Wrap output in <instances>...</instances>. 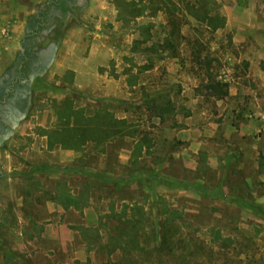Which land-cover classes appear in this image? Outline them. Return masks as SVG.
<instances>
[{"label": "rangeland", "instance_id": "374dc122", "mask_svg": "<svg viewBox=\"0 0 264 264\" xmlns=\"http://www.w3.org/2000/svg\"><path fill=\"white\" fill-rule=\"evenodd\" d=\"M225 1L230 0H95L94 22L79 20V11L72 16L71 26H83L74 36L76 49L87 55L88 46L97 45L96 64L106 71L101 85L108 93L76 95L78 104L92 100L95 105L105 95L115 99L105 105L114 116L126 117L138 135L80 149L86 153L83 166L101 164L112 173L83 171L70 178L72 184H85L79 190H92V201L84 203L87 227L80 233L92 259L85 264H177L192 241L205 247L208 255L201 260L207 264H264V89L247 77L248 62L233 40L238 27L207 26L206 15H218L226 24ZM139 10L143 13L135 17ZM55 15L52 32L57 33L64 14ZM166 40L171 49L163 46ZM34 41L37 57L29 66L48 65L47 70L51 58L44 43L55 44V50L59 37ZM18 63L21 59L13 56L0 58V103L4 89L23 78ZM35 85L33 80L24 90ZM13 92L0 107V134L9 137L28 115L35 116L31 130L41 134L33 125L41 108L31 103L27 110L26 92L17 85ZM220 93L227 94L219 98ZM151 98L169 103L171 113L164 120L154 116L147 103ZM57 124L55 116L51 127ZM132 205L149 218L138 238L145 251L110 254L120 226L116 218L131 217ZM165 220L170 223L160 227ZM209 229L230 242L212 243ZM162 239L165 248L148 256L147 249L160 247Z\"/></svg>", "mask_w": 264, "mask_h": 264}, {"label": "crops", "instance_id": "0c3cea01", "mask_svg": "<svg viewBox=\"0 0 264 264\" xmlns=\"http://www.w3.org/2000/svg\"><path fill=\"white\" fill-rule=\"evenodd\" d=\"M45 1L33 0L28 6L19 0H0V58L21 59L28 20ZM96 8L95 0H88L77 13L79 20L94 22L90 15ZM222 10L225 25L238 27L233 40L242 49L241 59L248 62L247 77L264 89V0L225 1ZM73 15L70 11L64 16L49 68L34 81L31 103L41 110L33 125L43 132L35 134L31 130L35 116L28 115L0 143V264H85L92 260L80 236L87 227L84 203L92 201V190H79L78 185L82 188L85 184H72L70 178L77 179L83 171H98L106 176L112 173L104 172L101 164L93 169L83 166L84 150H67L59 145L50 148L45 136L53 129L56 111L69 102L74 109L92 115L106 101L115 100L105 95L95 100V105H90L92 100L78 104L76 95L91 98L96 91L99 95L108 93L101 85L106 71L98 70L101 65L96 64L95 42L88 46L87 55L76 49L74 36L83 26H71ZM20 66L21 63L16 65L17 73ZM9 90L4 89L5 96Z\"/></svg>", "mask_w": 264, "mask_h": 264}, {"label": "trees", "instance_id": "16d2710c", "mask_svg": "<svg viewBox=\"0 0 264 264\" xmlns=\"http://www.w3.org/2000/svg\"><path fill=\"white\" fill-rule=\"evenodd\" d=\"M143 2L145 0H139ZM164 1V0H162ZM167 1V0H165ZM85 0H46L42 3L36 14L31 16L28 20V26L25 31V35L23 37V49L24 53L21 56V66L18 70V73L23 78H18L16 85L18 87L25 86L20 83L21 80L25 79L28 84L31 81H35L42 76V73L48 67L44 68H36L34 66H29V62L32 59L37 57L36 51L34 48L35 39L37 40L44 38L45 36H49L51 34H55L59 37V30L52 32V25H54V20L56 18L55 14L62 13L64 16L68 14V12L72 11L73 13H77L85 6ZM143 13L142 10H139L135 15L140 16ZM207 26L212 28L213 30L222 28L225 25V19L218 16H210L206 15ZM50 38V37H49ZM45 48L50 52L49 59L52 57L54 52V46L51 42H45ZM136 44V43H135ZM165 49L172 48V42L170 40H166L163 43ZM52 53V54H51ZM149 65H144L141 67L144 70L149 69ZM213 91H216L214 86L210 87ZM12 90V91H11ZM32 90L26 92V96H29L26 100L27 110L31 105L32 101ZM10 97H13L15 93L13 89H10L8 92ZM227 93H220L219 98H223ZM14 98V97H13ZM162 97H160L161 99ZM159 100V99H158ZM148 105H151L153 108V113L156 118L164 120L167 116L170 115L171 110L169 107V103H157L156 98L147 99ZM56 116L58 119L57 126L53 127L49 131L45 132V136L48 139V146L52 148L55 145H59L62 149L67 150H80L86 144L93 143L97 146H102L109 141H112L119 137H131L136 138L137 130L133 129L127 119L125 118H117L114 116V113L108 109V107L103 104L100 108L96 109L92 115H85L83 110L74 109L69 102L64 107L59 108L56 111ZM142 138L137 140V149H142ZM127 206L123 207V210ZM132 216L122 220L121 216H118L116 219L120 224L117 227L118 232L112 240L115 242V246L109 251V253H113L116 250L119 251H128V252H137V251H145L143 247H140L138 238L140 237V233L143 232L144 226L146 222L149 221V218L140 210V207L137 205L131 206ZM167 212V211H165ZM170 214L174 215V211L169 210ZM114 216V215H113ZM181 218V217H179ZM170 221H163L159 224L168 225ZM162 233V231L160 232ZM209 234L212 238V243L218 245H224L227 242H230L229 238H225L221 235V232L216 229H209ZM166 240L162 239V245L160 247L153 248L152 250L147 249V254L150 256L152 252H158L165 248ZM189 247L183 248V255H179L177 264H207L206 261L201 260V257H207L208 252L205 247L201 243H196L193 241L189 243ZM131 246V247H129ZM170 252L172 249L169 250ZM112 264H117V262H113Z\"/></svg>", "mask_w": 264, "mask_h": 264}, {"label": "flooded vegetation", "instance_id": "af4514ba", "mask_svg": "<svg viewBox=\"0 0 264 264\" xmlns=\"http://www.w3.org/2000/svg\"><path fill=\"white\" fill-rule=\"evenodd\" d=\"M19 75H20V74H19ZM17 79H18V77H17L15 80H13V81H12V84L10 85V87H12L13 90H14V87L16 86ZM20 83L23 84V85H25V86H22V87H19V88L26 92V90H24V89L28 86V82H27L25 79H23V80L20 81ZM9 89H10V88H9ZM9 91H10V90H9ZM15 95H16V94H15ZM15 95H14V96H15ZM14 96H13V97H14ZM18 97H19V95H18ZM9 99H10V95H9V93H8V94L5 96V98L2 99V101H1V103H0V107H1V108L4 107L5 103H6ZM6 129H7V128H6ZM0 137H1V138L5 137V132H2V133L0 134Z\"/></svg>", "mask_w": 264, "mask_h": 264}]
</instances>
